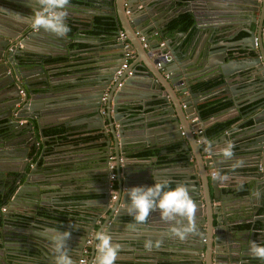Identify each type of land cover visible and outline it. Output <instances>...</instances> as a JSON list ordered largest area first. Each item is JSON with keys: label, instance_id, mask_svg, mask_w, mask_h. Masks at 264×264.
I'll return each mask as SVG.
<instances>
[{"label": "water", "instance_id": "95a60500", "mask_svg": "<svg viewBox=\"0 0 264 264\" xmlns=\"http://www.w3.org/2000/svg\"><path fill=\"white\" fill-rule=\"evenodd\" d=\"M7 1L9 3L5 5L11 10L10 15L19 16L15 18L11 16L10 19L8 16L0 17V173L11 171L15 175L5 176L8 180L5 182L13 188L10 192L4 189V183L0 181V193L5 196L0 203L5 205V210L0 213L3 222L0 226L3 230L2 237L0 236V264H38V260L52 264L50 261L52 259L48 260L47 253L50 249V236L44 235L43 231H32L38 227L30 223L32 221L35 223L34 220L39 217L42 219L40 221L55 223L56 220L52 218L53 211L51 213L45 209V215L37 216L38 206L34 210L33 208L16 210L15 206L23 203L32 206V203L39 202L37 194L40 196L41 189H50L46 183L56 184L52 188L58 189L55 196H58L59 200L66 196L72 197L73 191L82 184L85 185L83 181L86 177L83 173L91 172L93 169L89 171L80 168L72 161L55 164L52 163L53 159L49 158L52 153L55 154L60 149L71 151L77 145L65 143L63 145L68 147L60 148L58 144L53 146L52 151H47V144L56 141L51 138L52 136L44 134L41 123L42 117L57 120L59 113L79 116L82 110H87L86 113L98 122L84 132L94 129L101 131V140H94L92 145L104 144L106 151L105 156L98 158L97 161H104L106 167L107 157L113 150L117 192L110 207L106 180L103 179L104 189L99 192L100 197L86 199L84 202H96L89 207L99 208V212L96 209L89 210V214L84 216L81 222L80 229L61 226L64 230H73V236L71 235L67 242L70 255L77 252V260H79L84 242L92 230L95 232L106 230L108 226L107 232H109L112 226H116L115 223H135V220L125 221V216L128 219L130 215L128 208L124 206V203L129 201L128 191L123 192L124 187L127 186L128 189L136 186H152L156 182L167 180L171 188L177 185L187 187L198 205L196 220L199 234L189 236L183 242L169 236L170 224L162 220L159 211H156L151 213L145 224L137 226L138 229L150 230L149 234L133 238L134 241H139L135 245L138 249L142 250L145 247L142 243L145 244L146 240H152L154 244L160 241L159 247H152L158 251L168 246L179 247V250H173L177 253L175 261L169 264H264V261L252 257L249 252L252 241L264 245L262 232L256 235L253 230L237 226L238 222L235 221L242 216L239 206L236 205L237 191L234 184L238 183L237 180L233 176L228 181L218 184L212 179L211 172L214 171L225 175L240 170L238 167L233 168L235 162L218 160L222 156L217 154L216 149L222 147L221 144L225 142L226 136L221 134L210 139L205 134L212 144L211 148H207L197 142L196 133L198 124L206 128L201 122L198 103L218 94L221 89L224 91L222 94L227 92L225 95H229V90L234 94L235 91L229 87L235 82H242L236 89L244 88L247 92L244 102L249 106L241 111L240 116L246 123L253 122L252 127L247 130L250 133L246 132L248 135L246 137L249 139L243 143L242 150L239 147L243 153L251 157L250 160L245 159L243 162L245 166L242 168L248 169L247 173L255 176V185L258 188H264V0H220L225 5L222 3L204 5L203 16L207 21L205 25H197L193 37L200 34L203 27L209 28L208 32L202 33L199 41L180 39L176 47H173L175 45L173 38H166L163 32L169 19L166 20L168 23L164 22L165 25L158 24L149 9L152 3L146 5L143 0H94V4L93 1L86 0H81L82 3L76 1L75 4L71 2L68 12L73 13L72 9H83L86 13L92 11L88 16L93 24H95L93 15L110 17L109 21L113 25L109 27L121 28L125 31L136 54L129 67L122 70L114 79L123 59L117 56V52L109 53L104 64L106 71L87 79L86 84L80 86L71 81L67 82L68 84L63 81L51 83L49 79L52 78L51 67L46 71L43 63L45 57H51L54 52L56 57L61 56L59 53L61 51L69 54L67 45L71 42L77 43L75 32L60 38L43 30H34L31 25V17L36 7L34 0ZM235 1H239V4H234ZM137 5L143 6L142 9H137ZM156 8L157 6L154 5L153 9L157 12L162 9ZM221 16L228 18L226 23L228 30H231L230 26L235 27L233 29L236 32L231 33L229 38H233L237 33L240 37L213 45L216 43L215 37L226 32V29L222 32V28L214 23ZM70 21L67 23L71 30L72 27L78 26L75 21ZM101 21L106 19L102 18ZM143 22L149 27L146 28ZM208 23L211 25L206 26ZM6 27L11 32L13 29V33H2V29ZM149 29L159 31L161 37L165 39L161 41L163 45H160V41L158 43L151 41ZM241 32L246 34L243 35ZM139 35L144 36L147 48L143 47ZM203 35L206 39L200 44ZM209 36L210 39L207 40ZM255 38L257 45L254 42ZM117 43H119L117 48H120L122 53V44L119 41ZM237 59L239 61L235 65L234 61L237 62ZM8 66H12L11 75L5 73ZM234 69L236 70L232 71ZM129 71L131 74L128 73ZM41 73H45L43 77L26 81L28 76H39ZM35 82L38 84L33 85ZM204 83L207 85L199 87ZM212 83L213 85L209 87ZM251 85L254 86L253 91H250ZM11 86L18 91L17 95L8 93ZM21 86L26 88L25 95L19 92ZM41 89H45V92H41ZM105 90H108V94L106 113L103 114L100 112V107ZM82 92L86 94L88 100L87 104L82 106L72 102L64 104L61 98L63 96L77 98ZM46 98L49 99L48 102H44ZM146 99L148 102H158L159 108L163 109V115L167 116V120L171 123L170 143L176 146L172 148L167 160H163L164 162L155 168L136 166L135 163L127 160L128 152H125L130 144H135L137 141L132 128H135V122L139 118H129L131 112L135 110L133 102L139 100L142 103ZM228 100L232 102L230 107L233 105L235 108L239 107L236 96ZM44 103H47L46 108L43 106ZM49 104L51 109L47 108ZM24 119L36 120L39 137L33 130L32 123L22 122ZM69 125L72 123H66L65 127ZM105 125L108 127L106 131ZM39 144H41L39 159L31 164L28 153L37 150ZM12 146L18 147L13 153L9 149ZM162 151L168 152L167 149ZM41 159L42 163H40ZM107 173L106 169L104 175L107 176ZM62 182L68 186H61ZM222 186L225 188L222 189ZM41 210L38 207V211ZM28 211H33V215ZM256 219L261 220L264 225V216ZM75 235L77 237L74 238ZM94 258L93 237L87 255V264H92Z\"/></svg>", "mask_w": 264, "mask_h": 264}, {"label": "crops", "instance_id": "0c3cea01", "mask_svg": "<svg viewBox=\"0 0 264 264\" xmlns=\"http://www.w3.org/2000/svg\"><path fill=\"white\" fill-rule=\"evenodd\" d=\"M77 2L82 3L81 0H71L74 4ZM86 1H93L92 4L95 3L94 0H86ZM132 1V0H130ZM146 5H152L149 6V9L152 11V15L155 18V21L163 25L164 22L166 24V20L169 19V23L165 25V28H163L164 36L166 38H173L174 40V46H178V41L180 39H185V41H188L189 39H197V41L200 40L201 37H199L202 33L208 32L209 28H201L200 34L194 35L195 29L197 25H205V21L207 19L203 16V6L204 5H213L215 3H222L220 0H143ZM5 3H9L7 0H0V17L6 18L7 16H12L15 18L19 15H10L11 10L6 7ZM234 4H239V1H235ZM154 5L157 6L156 9L162 8L160 12H157L155 9H153ZM225 5V4H224ZM137 9H142L143 6L137 5ZM73 13H69L71 15L68 16L67 21H75V23L78 24V26L72 27V30L70 32H75V38L77 39V43L71 42L67 45V47L70 50L69 54H66L65 52L61 51L59 52L61 56L56 57L55 52L51 57H45V60L43 61L45 65L46 71L47 68L51 67L49 70L51 72V77H49L50 82L56 83L57 81H63L67 82L71 81L79 86L82 84H86V80L89 78H92L96 76V74L100 72L106 71V68H104V64L106 63V58L109 57V53L111 52H117V56L122 58L121 49L117 48L119 47V43L117 40V35L119 31H123L121 28H115V27H109V25H113L109 19L108 16H99V15H93L92 19H95V24L91 23L90 17L88 15L91 14L92 11H88L86 13L83 9H72ZM105 12V11H104ZM128 13V11H126ZM184 13H190L193 17V26L192 28L188 29H181L178 27H170L171 22ZM11 17V18H12ZM168 17V18H167ZM102 18H105L106 21H101ZM163 18H166L163 20ZM93 19V20H94ZM227 20L228 18L221 16L215 23V25H219L222 28V32H224V29H226V32L222 34L221 36L215 37V44L213 45H219L223 41L228 42L229 40H236L239 39L240 36H238V33L233 36V38H229V35L231 33H235L233 26H230L229 28L231 30H228L227 26ZM70 21V22H71ZM144 26L146 28L149 27V25L146 26V23L143 22ZM211 25V24H206ZM214 25V24H213ZM170 27V28H169ZM232 27V28H231ZM252 28H255V25L252 26ZM117 29V30H115ZM214 29V28H212ZM1 30V29H0ZM2 33H13L10 31L9 28L2 29ZM118 32V33H117ZM125 33V31H123ZM138 33V32H137ZM230 33V34H229ZM242 33V32H241ZM243 34V33H242ZM246 33L244 32L243 35ZM126 35V34H125ZM149 35L152 37L151 41L155 42H161L165 40L161 37L158 30L155 29H149ZM248 35V34H247ZM142 35H139V37ZM128 42L130 40L127 38ZM140 39V38H139ZM206 39L205 35L202 36V41H200V44L204 42ZM210 39V36L207 38V40ZM141 41V40H140ZM159 42V43H160ZM132 48L133 45L130 42ZM196 44V43H195ZM208 44V41H207ZM148 47V46H147ZM144 47V48H147ZM134 50V49H133ZM42 55V54H40ZM135 50H134V58H135ZM133 58V59H134ZM132 59V60H133ZM130 61V63L132 62ZM235 62V65L238 64ZM140 68V67H138ZM140 70H142L140 68ZM236 69L232 70L235 71ZM45 73H41L39 76H28L26 81L35 80L43 77ZM247 83L249 82L246 81ZM28 83V82H27ZM211 83V82H210ZM38 84V82L33 83V85ZM242 84V82L238 81L235 82L233 85L229 87L231 90L235 91L234 94H231V91L229 90V95L227 92L222 94L224 91L221 89L219 90L218 94H214L206 100H202V102L198 103V110L200 112L202 123L205 125L206 128L210 127L211 125L215 123H227V126L221 130L217 135H225L226 140H231L235 143V157L242 159L244 162L245 159L250 160L251 157H248L249 155L243 153L242 145L247 138L246 132L250 127H252V121L244 122V118L240 116L241 111H244L248 108V104L244 102V96L247 94L245 92L244 88L241 89L238 87V85ZM207 85V83H204L200 85L199 87H203ZM213 85L210 84L209 87ZM47 86V85H46ZM198 87V88H199ZM254 87V86H253ZM252 85L249 86L250 91H253ZM207 88V86H206ZM39 91V90H37ZM41 92H45V89H41ZM108 91V90H106ZM251 94V93H250ZM25 95V94H24ZM236 96L238 99L239 107L235 108L230 107L232 105V102H230L228 99L230 97ZM74 96L70 97H61L64 101V104L66 103H74L78 106H82L87 104L88 100L86 97V94L84 92L80 93L77 98H73ZM139 99V98H136ZM148 99V98H147ZM146 100L136 101L133 102L134 109L131 114L129 115V118H139L135 122V128H132L133 135H135L136 143L130 144V146L125 150V152H128L127 160L129 162L135 163L138 167H145V168H155V166L161 165L164 161L167 160V157L172 152V147H176L173 144L170 143V121L167 120V116L163 115V109L159 108L157 105L158 102H148ZM48 102L49 99H44V102ZM47 103H44V107ZM51 105L47 106V108H50ZM46 108V107H45ZM106 108V105H105ZM49 109V110H50ZM87 110H82L79 114V116L76 115H70L68 113H59L57 120L56 119H41L42 123V130L46 136H52L51 138L55 139L57 141V138L60 137L58 141H61L60 143H49L47 151H52L53 146H58L60 144V148H66L68 146H64L65 143H73L76 146L75 149L71 151H66L63 149H60L57 153H52L50 155V159H53L52 163H62V162H68L72 161L74 163H77L80 168L93 169L91 172L83 173L85 174L86 179L83 181L85 185H81L77 188L76 191H73V196L69 197H62L61 200L58 199V196H55V192L58 191V189L52 188L55 187L56 184H47V186L50 189H41L40 196L38 197L40 201L36 202V204L32 203L30 205L27 204H18L15 206V209L17 210H23L25 208L32 209L33 210L38 206L41 211H38V207L36 210V215H45L44 210L48 209L49 212L52 213V218L55 221V223L51 224L47 221H40L42 219L37 218L35 223L32 221L30 224L37 225V228H34L32 231H43L44 235H51L50 230H64L61 228L62 225H66L68 228H72L74 230L80 229L82 227L81 222L83 221L84 216L89 214V210L95 211V207H89L90 204L94 205L96 202L93 201H87L86 199H97L100 197V191H103L104 189V180L105 175L104 172L106 171L105 163L104 161H97L98 158L105 156V145L104 144H93L92 142L94 140H101V131L94 129L90 130L88 132L86 129L91 128L95 123H98L96 120L91 117L90 114L86 113ZM21 121V120H20ZM22 122H25V120H22ZM31 122L33 130L35 131L36 135L39 137L38 127L36 125V120H27L25 123ZM200 122V123H201ZM56 123V124H55ZM66 123H72V125H69V127H65ZM108 124V123H107ZM52 127H63L64 130L61 131V134L58 136L56 134L47 133L46 129L52 128ZM131 130V128H129ZM129 130H127L129 132ZM216 135V136H217ZM170 143V144H168ZM225 143V142H224ZM224 143L221 144V146L224 145ZM62 144V145H61ZM241 148V150L239 149ZM10 152H14L18 149L17 146L10 147ZM41 149V144L38 145L37 150H32L28 153L29 161L32 162L31 164H34L39 159V150ZM163 149H167V153H163ZM11 153V154H12ZM142 153V155H141ZM111 154L114 156L113 150ZM245 154L247 157H244ZM159 160H157V159ZM223 159V157L219 158L220 161ZM232 162H235L233 160ZM40 163H42V159L40 160ZM30 164V165H31ZM46 164V163H44ZM243 166H245L243 164ZM240 170H234L231 172L226 173L229 178L233 177L237 180L238 183L234 184L236 193V205L239 206L242 216L239 220H235L237 223V226L244 228V229H250L253 230L256 235H258L260 232H262V237H264V225L262 224L261 220H258L256 218L263 217L264 215V188L263 187H257L255 185V176L249 175L247 172L248 169H244L242 167H238ZM250 172L253 173L252 170ZM213 173V172H211ZM10 174L15 175L14 172L6 171L5 173H0V181H3L5 183V176ZM101 174V175H100ZM13 177V176H12ZM8 181V180H6ZM61 186L66 187L68 184L66 183H60ZM242 185L241 190H237L239 186ZM42 187V186H41ZM127 187V186H126ZM124 187L123 192H127L128 189ZM117 188V186H116ZM225 187L222 186V189ZM5 189V188H4ZM259 193V196L253 195V193ZM55 196V197H54ZM229 196V195H228ZM2 193H0V203L1 200L4 198ZM67 199V200H66ZM66 200V201H64ZM71 200V201H70ZM63 201V202H62ZM34 206V207H33ZM124 206L127 208L129 207V201L124 203ZM3 207L5 208V205L0 204V213L3 210ZM97 212H99V208L96 209ZM48 212V213H49ZM29 214L33 215V211H28ZM47 213V214H48ZM53 214L55 215L53 217ZM130 215V214H128ZM33 217V216H32ZM127 219L125 216V221H134V217L132 215L128 216ZM255 219L257 221H255ZM261 223V224H260ZM3 225V222L0 218V226ZM116 226H112L108 233H110L113 237V243L120 244L121 251L119 252L118 259L115 261V264H169L171 261H175V258L177 257V253H174L173 250H179V247H164L162 251H158L156 249L148 250L145 247L141 249H138L135 245L139 241H134V237H140L143 234H149L150 230L142 228V229H135L131 230L127 226L128 223H115ZM57 226V227H56ZM40 227V229H39ZM85 227V226H84ZM86 228V227H85ZM108 229V226H106ZM105 228V229H106ZM44 229V230H42ZM106 229V231H107ZM45 230H49L46 234ZM64 231H70V230H64ZM73 231V230H72ZM71 231V235H72ZM3 230L0 228V233L2 234ZM90 233H93L95 235V230H92ZM0 234V235H1ZM43 234V233H42ZM75 234V233H73ZM73 236V235H72ZM2 237V236H1ZM77 237L76 235L74 238ZM2 239V238H1ZM142 245H145L142 243ZM1 246V245H0ZM90 250V247H89ZM48 253V260L52 259V255L50 252V249L47 251ZM52 261V260H50ZM38 264H46L38 260Z\"/></svg>", "mask_w": 264, "mask_h": 264}, {"label": "clouds", "instance_id": "9594fccd", "mask_svg": "<svg viewBox=\"0 0 264 264\" xmlns=\"http://www.w3.org/2000/svg\"><path fill=\"white\" fill-rule=\"evenodd\" d=\"M34 4L36 7L31 17L32 28L52 33L60 38L67 37L71 31L67 23L71 0H34ZM200 143H203L207 148L212 147L211 142L206 137H201ZM234 148L235 143L227 140L222 147L216 149V152L225 161L235 160L233 168L242 167L243 161L235 157ZM212 179L219 184L228 181L229 177L214 171ZM241 188L242 185L237 190H241ZM253 195L258 197L259 193H253ZM128 200V212L135 220L134 224L127 226L131 230H135L138 225L145 224L151 213L159 211L161 219L170 224L168 229L169 236L183 242L189 236L199 234L196 220L198 205L184 185H177L175 188H171L169 187V181L164 180L156 182L152 186L132 187L128 189ZM111 203L112 201H110ZM48 231L45 230L46 234ZM50 231L49 247L52 255V264H76L72 255H70V249L67 244L71 238V231ZM94 242L95 258L92 264H115L122 246L118 243H113L112 235L101 229L95 233ZM159 245L160 241H156L155 244L152 240L145 241V248L148 250H151L153 246L159 247ZM249 252L252 257L264 261V245L252 241ZM87 260L86 258L85 264H87Z\"/></svg>", "mask_w": 264, "mask_h": 264}, {"label": "built area", "instance_id": "2783aa9c", "mask_svg": "<svg viewBox=\"0 0 264 264\" xmlns=\"http://www.w3.org/2000/svg\"><path fill=\"white\" fill-rule=\"evenodd\" d=\"M264 30V27H263ZM140 40L143 42V47H147V43L144 42V36H140L139 37ZM117 40L122 44V50H123V54H122V59L123 62L120 66V69L116 71L115 75H114V79L117 78L118 75H120L121 71L124 69H127L130 65V61L134 58V50L130 44V42L127 41L126 39V35L123 31H119L118 35H117ZM255 45H257V40L255 38L254 40ZM160 45H163V42H160ZM159 66V63L157 64ZM129 74H131V71L128 72ZM22 94H24L23 90L20 91ZM107 94L108 91L103 93V96L101 97V112L103 114L106 113V108L105 105L107 103ZM108 130L107 125H105V131ZM196 133H197V141L200 143L201 141V137H204L203 133H204V128L198 124L197 128H196ZM203 144V143H201ZM107 176H106V186H107V195L110 198V201H113L115 199V193H116V178H117V173L115 171V160H114V156L112 154H109L107 157ZM111 207V204H110ZM5 208L3 207V210ZM93 233H90L88 235V237L86 238V241L84 242L83 248L81 250V257L79 259V264H85L86 263V258L87 255L89 253V247L92 244L93 241Z\"/></svg>", "mask_w": 264, "mask_h": 264}, {"label": "trees", "instance_id": "16d2710c", "mask_svg": "<svg viewBox=\"0 0 264 264\" xmlns=\"http://www.w3.org/2000/svg\"><path fill=\"white\" fill-rule=\"evenodd\" d=\"M178 26L181 29L192 28V26H193L192 15L190 13L181 14L180 16L175 18L170 24V27H178ZM228 123L229 122L223 123V124L222 123H215V124H213L210 127L205 129V134L210 138L215 137L219 132H221V130H223L227 126ZM63 130H64L63 127H52V128L46 129V132L51 133V134H55V133L61 132ZM170 148H174V147L171 146ZM141 155H142V153H141ZM6 184H8V183H5V186H7V190H8V192H10L13 188L11 185L9 186Z\"/></svg>", "mask_w": 264, "mask_h": 264}, {"label": "flooded vegetation", "instance_id": "af4514ba", "mask_svg": "<svg viewBox=\"0 0 264 264\" xmlns=\"http://www.w3.org/2000/svg\"><path fill=\"white\" fill-rule=\"evenodd\" d=\"M9 65V64H8ZM7 72H5L6 74H9V75H11V74H13V69H12V66H8L7 67V70H6ZM10 77V76H9ZM19 85V84H18ZM21 85V84H20ZM21 90H23V92H24V94L27 92L26 91V88L25 87H22L21 86V89H20V91ZM19 91V92H20ZM8 93H12V94H14V95H17L18 94V91H16V89H15V87H13V86H11V88L9 89V91H8ZM21 93V92H20ZM24 94H22V95H24ZM25 120V119H24ZM26 121V120H25ZM56 134V133H55ZM59 134H61V132H58L56 135L58 136ZM59 137V136H58ZM60 139V137L59 138H57V141ZM56 141V142H57ZM61 141H58V143H60ZM5 183H8V182H5ZM5 183H4V187H5V189H7V186H5ZM6 185H9L10 186V184L8 183V184H6ZM108 200H109V203H110V198H108ZM1 234V233H0ZM0 236H2V234L0 235ZM72 257H73V259L76 261V264H77V261H78V264H79V260H77L78 258V253L77 252H73L72 254Z\"/></svg>", "mask_w": 264, "mask_h": 264}, {"label": "bare ground", "instance_id": "6f19581e", "mask_svg": "<svg viewBox=\"0 0 264 264\" xmlns=\"http://www.w3.org/2000/svg\"><path fill=\"white\" fill-rule=\"evenodd\" d=\"M122 54H123V52H122ZM104 92H106V90H105ZM200 125H201V124H200ZM201 126H202V125H201ZM202 127H203V126H202ZM203 128H204V127H203ZM205 129H206V128H204V133H203V134H204V135H203L204 137H205ZM209 138H210V137H209ZM212 138H213V137H212ZM212 138H210V139H212ZM197 142H198V141H197ZM198 143H199V142H198ZM200 144H201V143H200ZM114 160H115V157H114Z\"/></svg>", "mask_w": 264, "mask_h": 264}]
</instances>
